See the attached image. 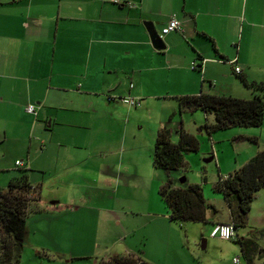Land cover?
Returning a JSON list of instances; mask_svg holds the SVG:
<instances>
[{"label": "crops", "instance_id": "obj_1", "mask_svg": "<svg viewBox=\"0 0 264 264\" xmlns=\"http://www.w3.org/2000/svg\"><path fill=\"white\" fill-rule=\"evenodd\" d=\"M171 18L180 23V31L162 36L165 48L157 50L144 23H153L160 37ZM241 76L264 82V0H0V156L3 160L16 154L28 141L26 155L18 158L23 156L29 172L41 174L35 201H47L48 209L58 213L67 209L76 214L77 187L94 189L99 184L105 198L111 184H117L112 191L124 189L125 195L129 182L142 179L138 166L154 171L159 192L163 180L152 159L159 131L168 128L176 144L181 132L201 136L200 127L212 121L200 110L181 112L176 97L248 99L255 92L245 91ZM124 97L138 98L141 105L133 109L114 101ZM29 106L34 113L27 111ZM155 111L158 116L140 136L134 128L142 130ZM117 122H123V131L112 134ZM140 140L144 156L137 155ZM249 159L241 164L235 160L227 173L220 169L219 177ZM47 173L54 180L51 185ZM47 187L54 193L49 200L42 198ZM65 189L66 199L60 195ZM124 195L120 201L127 203ZM108 208L118 215V226L134 213L132 207ZM148 210L138 229L150 233L152 228L157 234L164 222H171L166 207ZM94 242L95 249L80 248L79 259H109L101 250L105 240L96 236ZM131 248L129 241L124 255L133 256ZM164 248L167 252L161 254L168 256L171 251ZM98 251L103 252L101 260H96ZM143 257L148 264L158 261Z\"/></svg>", "mask_w": 264, "mask_h": 264}, {"label": "rangeland", "instance_id": "obj_2", "mask_svg": "<svg viewBox=\"0 0 264 264\" xmlns=\"http://www.w3.org/2000/svg\"><path fill=\"white\" fill-rule=\"evenodd\" d=\"M252 89L246 87L245 91L251 93ZM253 98L254 96H249L248 99ZM155 113L156 111L150 114L143 124L142 130L139 127L134 128L137 133H140V136L147 134L148 128L153 124L152 119L158 116ZM196 114L199 113L194 115ZM188 115L192 116L193 114ZM86 122L81 121L82 124ZM123 128V122L114 123L111 129L112 134L122 133ZM198 133L201 134V136L196 135L200 142V149L185 157V165L182 168L172 171L157 169L156 171H159L163 185L185 187V185L197 184L201 186L207 203L210 202L209 204L213 206L207 210V223L171 221L168 224L164 222L157 234L153 232L152 228L148 233L144 229L135 227L148 219L146 213L150 206L166 207L159 197L156 184L153 185L154 171L149 168L147 170L144 166H138L136 172L142 179L135 178L136 183L129 182L125 195L124 189H119L116 193L112 191V187L114 186L116 189L117 184H111V190H107L105 198L99 191V184H94V189L75 188L77 202L73 205L78 207L75 215L68 214L67 209H64L62 213L48 209L51 205L45 200L37 198L36 201H31L25 217L27 236L20 264H93L90 258L79 259L78 255L81 247L95 249L98 246V243L94 242L96 236L107 243L101 247V250L106 253V258H110L113 256L112 254L124 255L125 245L130 241L132 248L129 254L142 261H144L143 256H155L158 260L156 264H234L236 258L239 259L238 264H247L238 239H250L253 246H256L255 264H264V237L261 236L264 234V187L255 194L251 210L246 215L244 225L238 228L235 239L225 241L210 237L212 222H232L223 194L213 192L214 185L219 179L218 173L221 169V172L225 174L228 172V165H233L235 160L241 164L247 158L251 159L257 150H264V121L260 128L232 127L214 132L212 138H209L205 131ZM251 136L256 137V142L248 138ZM39 140L40 147H42V141ZM66 141L70 146L73 145L70 144V140ZM105 144L109 145V142L106 141ZM26 147L28 148V141H26ZM26 147L16 154L7 155L3 160V155L0 156V188L2 190L6 191L9 181L20 177L23 174L22 169L28 168L25 166L19 169L14 166L16 157L21 161L20 158L22 159L26 155ZM144 147V142L140 140L137 148L141 152L137 153L138 156L143 155ZM69 151L76 152L72 148ZM18 154L23 156L18 158L21 156ZM213 156L214 159L211 162H204L205 159ZM23 160L26 161L24 158ZM28 172L27 170L26 174ZM28 174L31 175L30 182L36 186L41 174L39 172H29ZM152 174H154L153 178ZM32 176H34L33 179ZM45 176L46 179L52 178L48 173ZM181 178L186 179L183 185L180 183ZM48 181L51 185L54 180ZM38 194L39 190L35 192V198ZM52 194H54L52 188L47 187L43 191L42 198L45 196L49 200ZM66 194L65 189L61 191L60 195L66 199ZM123 195L129 198L127 203H124L123 200L120 201V197ZM62 206L67 207L64 202ZM108 207L111 209L126 208V210H130L132 207L131 210L135 214L129 212L127 216L123 217V225L118 226L115 222V217L118 215L108 213L106 211L109 209ZM106 222H108V226L105 225ZM144 233L147 236H144ZM164 247H168L171 251L168 256L164 255L167 252ZM116 249L118 251L114 252ZM142 249L145 255L141 251ZM102 251H98L99 258L96 260H101ZM162 252L164 253L161 254Z\"/></svg>", "mask_w": 264, "mask_h": 264}, {"label": "trees", "instance_id": "obj_3", "mask_svg": "<svg viewBox=\"0 0 264 264\" xmlns=\"http://www.w3.org/2000/svg\"><path fill=\"white\" fill-rule=\"evenodd\" d=\"M239 79L248 88H253L255 92L253 99L212 94L181 96L176 97L178 107L181 112L200 110L206 116L212 117V121L206 120L200 127V130L205 131L209 137L214 132L232 127L260 128L264 121V82H248L243 76ZM251 140L256 142L257 139ZM199 149L200 142L197 137L181 132L178 143L174 144L171 142L170 130L163 128L159 131L154 144L153 165L166 171L180 169L185 165V157L190 153L198 152ZM23 164L22 167L16 164L15 166L20 169L26 166L24 162ZM26 171V168L22 169L23 174L20 177L10 180L6 191L0 188V264H20L27 236L25 217L28 206L31 201H35L34 194L39 188L29 182ZM263 187L264 150L257 152L246 164L226 177L220 176L215 183L213 192H219L224 196L229 208L230 220H232L228 223L233 225L235 237H237L238 228L245 223L255 194ZM159 197L165 204L169 212V220L172 222L207 223V210L213 208L207 203L201 186L197 184L185 185V187L164 184L159 189ZM261 236L264 237V234ZM238 241L247 264H255L256 246H253L252 240L238 239ZM93 264L148 263L130 255H115Z\"/></svg>", "mask_w": 264, "mask_h": 264}, {"label": "built area", "instance_id": "obj_4", "mask_svg": "<svg viewBox=\"0 0 264 264\" xmlns=\"http://www.w3.org/2000/svg\"><path fill=\"white\" fill-rule=\"evenodd\" d=\"M175 31H180V23L174 19L171 18L169 20V22L166 24V26L161 30V36L167 35L171 32H175ZM235 73H240V69L238 67L234 68ZM121 104L127 105V106H132L135 108H138L141 105V102L138 98H133V97H124L119 99V101ZM27 111L34 113L35 109L33 106H29L27 108ZM17 166H23V162L22 161H16L15 163ZM210 237L211 238H220L222 240L225 241H229V240H233L235 238V230L233 228V225L228 224V223H218L215 224L212 227L211 233H210ZM235 264L239 263V259L236 258L234 260Z\"/></svg>", "mask_w": 264, "mask_h": 264}, {"label": "water", "instance_id": "obj_5", "mask_svg": "<svg viewBox=\"0 0 264 264\" xmlns=\"http://www.w3.org/2000/svg\"><path fill=\"white\" fill-rule=\"evenodd\" d=\"M144 26H145V28H146L149 36H150V39H151V41L153 43L154 48L157 49V50H163L165 48V46L162 44V42L160 40V37H159L157 31L154 28L153 23H151V22H145L144 23ZM212 160H213V157H210L208 159H205L204 162L205 163H209ZM185 181H186L185 178H181L180 179V183L181 184L185 183ZM203 248H204V246H203Z\"/></svg>", "mask_w": 264, "mask_h": 264}, {"label": "bare ground", "instance_id": "obj_6", "mask_svg": "<svg viewBox=\"0 0 264 264\" xmlns=\"http://www.w3.org/2000/svg\"><path fill=\"white\" fill-rule=\"evenodd\" d=\"M165 36V35H164ZM199 66V65H198ZM34 106V105H33ZM24 165V164H23ZM228 224H230V223H228ZM235 264V263H234Z\"/></svg>", "mask_w": 264, "mask_h": 264}]
</instances>
